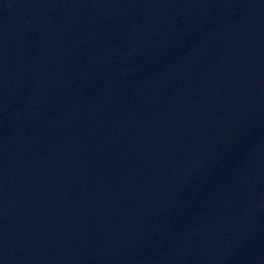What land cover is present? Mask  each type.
<instances>
[{
	"label": "water",
	"instance_id": "water-1",
	"mask_svg": "<svg viewBox=\"0 0 264 264\" xmlns=\"http://www.w3.org/2000/svg\"><path fill=\"white\" fill-rule=\"evenodd\" d=\"M0 264H264V0H71L0 157Z\"/></svg>",
	"mask_w": 264,
	"mask_h": 264
}]
</instances>
